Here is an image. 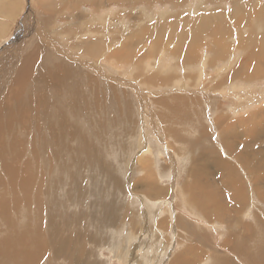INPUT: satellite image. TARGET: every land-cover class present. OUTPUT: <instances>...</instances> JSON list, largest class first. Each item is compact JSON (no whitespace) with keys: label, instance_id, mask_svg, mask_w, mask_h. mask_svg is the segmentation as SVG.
<instances>
[{"label":"rangeland","instance_id":"1","mask_svg":"<svg viewBox=\"0 0 264 264\" xmlns=\"http://www.w3.org/2000/svg\"><path fill=\"white\" fill-rule=\"evenodd\" d=\"M203 25L207 29H201ZM34 31L43 40L34 38L28 47ZM141 35L134 50L140 58L121 59L123 47L136 44ZM256 39H264V0H0V75L8 81L0 104H14L8 97L16 89L12 80L20 60L31 52L40 53L39 63L53 45H60L90 64L76 75L84 78V83L78 78V93L84 92L82 102H87L81 114L88 121L82 122L92 125L84 136L100 140L104 175L89 159L78 169L72 164L67 180L56 178L53 173L62 170V162L51 147L35 139L44 130L45 109L38 104V112L33 111L36 105L28 112L27 135L37 142L28 145L38 149L34 168L37 182L43 183L36 202H29L31 211L25 212L33 222L23 226L35 227L31 237L35 243L39 239V245L31 250L38 251L40 264H70L64 257H53L50 247L57 238L69 241L71 250L90 255L86 262L92 264H264V196L255 190L264 178V155L257 153L264 141L243 146L247 135L264 131V76L238 78V71L246 74L252 67ZM78 42L103 43L104 48L96 57L83 53ZM19 50L16 66L6 69L11 54L15 61ZM48 54L52 64L59 63ZM92 68H104L116 81H99L105 77L88 70ZM117 78L135 85L137 95H145L142 106L130 101L135 106L130 105L131 116L123 114L130 92L123 93ZM111 86L117 87V95ZM42 89L49 104L47 87ZM34 93L31 96L38 97L40 90ZM55 94L63 97L60 91ZM165 99V106L160 105ZM112 104L117 110L109 108ZM141 112L145 133H140ZM94 116L99 119L93 121ZM31 123L39 129H32ZM218 160L232 169L226 172ZM57 180L60 186L53 183L49 190V182ZM260 185L264 187V181ZM109 208L119 217L100 227L99 215L108 214ZM76 218L79 223H72Z\"/></svg>","mask_w":264,"mask_h":264},{"label":"bare ground","instance_id":"2","mask_svg":"<svg viewBox=\"0 0 264 264\" xmlns=\"http://www.w3.org/2000/svg\"><path fill=\"white\" fill-rule=\"evenodd\" d=\"M73 4H75V2ZM257 5H258V3H257ZM256 12H258V10ZM240 13H241V11H240ZM238 14H239V12H238ZM243 14H247V13L244 11ZM217 17H219V16H217ZM200 20H199V22H201V23L204 22V21H200ZM199 22H197V24ZM257 23H258V21H257ZM204 25L201 27V29H203V30L207 29L206 26H204ZM198 28H200V27H197V26L195 27V29L199 30ZM31 31H33V30H31ZM144 32H145V29H144ZM195 32H196V30H195ZM34 33H35L34 36H32L30 38L31 41L29 40V42H31V43L28 44V47H30V45L33 43L32 39H34V38L39 39V37H41V36L38 37L37 31L36 32L34 31ZM150 34H151V32H150ZM143 38H144V36L141 35L139 38V41L136 44H132L130 47L124 46L122 51H121V59H122V57L124 59V57H129L132 55L131 56L132 60L134 58H137V60H138L141 55L140 54L138 55L137 52L134 53V50L136 48H139L138 46H139V44ZM41 39L43 40L42 37H41ZM263 40L264 39H262L260 42H259V39L254 40L253 44L256 45V42H258L259 46L258 45L254 46V47H256V51L251 50L252 54H253V58H255V59H253V64H251L252 67L250 69H248L247 72H245L246 74H244V73L241 74V72L238 71V78L242 77V78L252 79L254 77H260V76L263 77L264 76V44L262 45ZM192 41L194 42V39ZM39 43H40V45L42 44V42H40V41H39ZM77 45L78 46L80 45L79 48L81 47L80 50L83 53L84 52L85 53H93V54L96 53L95 54L96 57H97V53L99 52V50L104 48L103 43H102V46H98L96 44H92V45L89 44V45L85 46V45H82V42H78ZM42 46H43V44H42ZM133 46H135V48H133ZM28 47H26L25 50H27ZM44 48H42V49L43 50L48 49L47 47L45 49ZM30 50H32V49H30ZM76 50H79V49L77 48ZM40 51H41V49H40ZM50 51L51 52L49 54L48 53L47 54L49 56H51L53 60H55L57 62L59 61V63L52 64L51 60L46 57L47 54H43V56L41 54L42 57L40 58V62L37 63V61H39L37 59H38L40 53L38 55H35L34 52H31V54H29L28 56H24L23 60L22 59L20 60L21 63L19 62L20 65L17 69V73L12 80V84L15 86L14 89L16 88L15 89L16 91L14 90V92H12V93L10 92L11 93L10 95L12 98L10 96H8L9 99H11V101L12 100L14 101V104H12V106H6V104L3 105L2 103L0 104V179H1L0 180V264H40L41 263L40 262L41 258L39 257L38 251L33 253V250H31L33 246H34V249H37L38 245H39V239L35 243V242H33L32 237H31V234L34 233L35 227L34 228L31 227L30 230L25 229L26 228L25 226L27 225L25 221H31L32 220V215L31 216L27 215L25 212L31 211L30 210V203H33L34 201L36 202V197L38 195V192H40V188L42 187L41 183H43L41 181L37 182V180H36L37 173H35L37 170L34 168L35 165H38V160H37L38 159V155H37L38 149H34L33 147L28 145L29 142H31L32 145L34 143H37L31 137H29V135H27V133H28L27 130L29 128L27 125V123L29 121L28 112L31 109V107L36 105V107L33 110L34 112L36 111V108L41 107V105L38 106V104H42L43 108L45 109V110L42 109L43 110V112H42V118L43 119L42 120H43L44 130L43 131L41 130L39 132L38 137L35 139H38L40 141V143H39L40 145L44 144L43 147H46V148L51 147V149L53 150L52 151L53 155H54V157H56L55 159L58 158L59 161L62 162V164H61L62 170H60V168H59V171H60L59 173H57V172L53 173V175L56 178H58L59 176H62V179L67 180L69 173H70L68 171V168L72 164H73L74 168L78 169L80 167V165H82V162L89 160V159L91 160V162H93L95 165L98 166V171L101 173V175H104L105 169H103V167H102L103 164L102 165L100 164V162H101V160L99 159V157H100L99 153L100 152L98 151V145L100 143L99 142L100 140L93 136L91 141H89L90 137L87 139L84 136L85 131H87L85 128L90 126L91 124L89 125V122H88V125H84L82 122V120L88 119V117H86L85 114H83V115L81 114V111H85L86 108H84V103L87 104V102H84V103L82 102L83 101L82 100V94L84 92L82 94L78 93L80 90V89L78 90V87H79L78 86V80H79L78 78L81 79L80 83H84V78L78 77L76 75L79 74L80 71H83L84 68H87L88 67L87 65H90V64H88V61L87 62L83 61V59L84 60H86V59H85V57L83 58L82 56H80L81 54L80 55L78 54L79 56L75 55L74 52L72 54L70 51L66 50L65 48H63L60 45L59 46L53 45V47L51 48ZM137 51H138V49H137ZM251 51L249 53H251ZM21 53H22L21 51H20V53H18L19 56L16 58L15 61H13V59L15 58L16 55L11 54L10 57L12 60L9 61L8 65L5 64V68L9 69V68L14 67V65L17 63L18 59L20 58V55H22ZM217 54H219V53H217ZM145 55H147V54H145ZM248 56H249V54H248ZM96 57H95V59H96ZM111 57L115 58L112 54H111ZM246 59H247V57H246ZM44 65H48L49 67L45 69V68H43ZM240 69H242V67ZM15 70L16 69H14V71ZM88 70L91 72L93 71L92 73L95 72V74H97L98 76L103 75L105 77V80H99L101 82H106L107 80H111V79L116 81V77L111 76L108 71H105L104 68L103 69L102 68L101 69L92 68L91 70L90 69H88ZM5 72H7V71H5ZM85 72H86V70H85ZM1 76L2 75H0V94H2V88L6 87L7 82H8L7 79L2 80ZM89 77L91 78V81H92L93 77H91V76H89ZM88 81H90V79ZM116 83L119 84L120 88L125 89L123 91V93L126 94L125 91L130 92L129 93L130 96H128V95L127 96L131 97L132 99L126 98V101H124L123 110L125 112L123 111V114L125 116L126 115L131 116L132 115L131 106L133 107V109L135 107V106H133L134 101H135V105L137 102L138 103L137 106H140V105L142 106L143 102L145 101V95H142V96L137 95L140 92L139 89L135 85L133 86L130 82L123 81L120 79L118 80V78H117ZM44 86L47 87V95L49 96L48 98L51 99V101H52V102H50L47 99L50 102L49 104L45 103V100H44V94H43V89H42V87H44ZM103 86H104V84H103ZM10 88L12 89L13 87H10ZM233 88L238 89V85L233 84ZM5 89H7V88H5ZM116 89H117L116 86H111L110 87L111 93L114 95H117ZM36 90H40V95L38 97H36L37 95L31 96V94H35L34 91H36ZM57 91H60V93L62 92V96H63L62 98H57V95L55 94V92H57ZM241 93H243V92H241ZM96 94H98V96H99V93L96 92ZM125 94H123V96H125ZM24 96H25V98H24ZM94 97H96V96L94 95ZM173 98H176V97H173ZM64 99H65V103L61 104V101L63 102ZM127 99L129 101H127ZM119 100H122V99L119 98ZM114 101H115V98H114ZM53 103L58 104V105L60 104L61 105L60 108L59 107L57 108L58 105L55 106V104H53ZM166 103H167L166 99L160 100V102H159L160 105H164V106ZM116 104H118L117 101H116ZM109 108H111V110H113V111L117 110L116 106L113 104L110 105ZM171 108H173V107H171ZM142 109H145V108H142ZM36 112H38V110ZM115 113H113V114H115ZM79 114H81V115L78 116ZM139 114H141V118H142V120L140 118V133H145V129H144L145 121L143 119L144 118L143 112H141ZM35 115L36 114H33V116H35ZM98 115L101 116V114H98ZM120 115L121 114H119V116ZM34 118H36V116ZM117 118L119 119V117H117ZM98 119L99 118L94 116L93 121L94 120L97 121ZM119 120H121V119H119ZM86 121H88V120H86ZM93 123L95 126L98 125L97 127L101 126V129L103 128L101 123H99V124H98V122H93ZM128 125H130V123H128ZM31 126L30 127L32 129H36V130L39 129V128L37 129L35 127L36 125L34 126L33 123H31ZM38 126H39V124H38ZM99 128H98V131L100 130ZM83 129H85V130H83ZM259 130L261 131L262 128H260ZM42 134L45 137H41ZM95 134H96V132H95ZM247 136H249V138H248L247 142L245 144H243V146H249V144L253 145L255 143H256V145H259L262 141H264V131H261L259 134L255 133V134H251V135H247ZM237 137H238V135H237ZM259 141H260V143H259ZM257 142H258V144H257ZM67 143H69V145ZM53 147L54 148L58 147L59 149L54 150ZM39 151H41V150H39ZM46 152H47V150H46ZM245 152H247V151H245ZM257 153L264 155V147L258 148ZM45 155H43V156L45 157ZM261 155H259V156H261ZM52 159H53V157H52ZM220 162L221 161L218 160V163H220ZM59 164H60V162H59ZM52 165H54V164H52ZM225 165L220 163V166L223 168V170H226V172L229 171L230 169H232V168L227 169L225 167ZM246 166H244V167H246ZM37 169H38V166H37ZM40 169H41V167H40ZM42 170H43V168H42ZM34 173H35V175H34ZM43 173H44V171H43ZM253 173H255V172H253ZM260 173H262V172H260ZM76 176H77V174H74V175H71L70 178L76 177ZM51 177H53V176H51ZM51 177H50V180H51ZM109 177H110V175H109ZM251 178L255 182H256V180H258V177H256V178L251 177ZM41 180L43 181V179H41ZM260 181H262V183H263L264 178L261 177L257 181V187L255 190L261 196H264V187L260 185V184H262ZM258 182H260V183L258 184ZM53 183L57 184V186H60V181H58L57 183L56 182H51V183L49 182V184H48L49 190L54 187L52 185ZM63 183H64V181H62L61 187L63 186ZM33 189H35V191ZM47 198L49 199L50 196H47ZM106 207H107V205H106ZM39 208H40V204H39ZM98 208L100 209L101 205H99ZM57 209H55L54 211L57 212L56 211ZM54 211L51 212V213H53L52 215H54ZM69 217H71V216H69ZM118 217L119 216L117 214V211H115V208L114 209L112 208V210L108 214H106L105 212H102L101 215H99V219L102 222L101 225L97 219H96V222L99 223L100 227H102V226L105 227L106 223H107V226L109 224H114L116 222V218L118 219ZM47 220H50V219H47ZM112 220H114V223H111ZM32 222H33V220H32ZM71 222H72V220H71ZM74 222H75V224L79 223V221H77V218L72 223H74ZM23 223H25V226H23ZM80 223H81V221H80ZM41 225L43 226V224H41ZM46 226H47V229L51 230L50 221H46ZM40 227L41 226H39L38 228H40ZM22 229H24V230H22ZM74 233H76V232H74ZM36 237L39 238L38 236H36ZM51 246L52 247H50V248L54 249L53 250V257L54 258L64 257L69 261L70 264H92L89 261L86 262L87 258L90 255L89 256H88V254L84 255V253H85L84 251L75 252L74 250H71L69 241L64 242L61 239L58 240V238H57L55 240V244L51 245ZM69 249L71 251H74V252L71 254L70 251H68ZM122 252H123V249H122ZM46 263L47 262H45V261L43 262V264H46ZM50 264H52V263H50Z\"/></svg>","mask_w":264,"mask_h":264}]
</instances>
